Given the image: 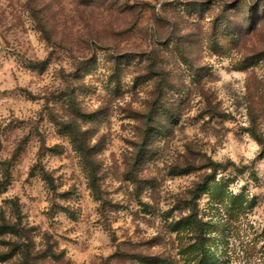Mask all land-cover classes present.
Listing matches in <instances>:
<instances>
[{
  "label": "clouds",
  "instance_id": "1",
  "mask_svg": "<svg viewBox=\"0 0 264 264\" xmlns=\"http://www.w3.org/2000/svg\"><path fill=\"white\" fill-rule=\"evenodd\" d=\"M0 264H264V0H0Z\"/></svg>",
  "mask_w": 264,
  "mask_h": 264
}]
</instances>
